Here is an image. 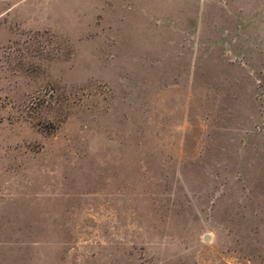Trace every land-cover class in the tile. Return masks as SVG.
I'll list each match as a JSON object with an SVG mask.
<instances>
[{"label": "rangeland", "instance_id": "obj_1", "mask_svg": "<svg viewBox=\"0 0 264 264\" xmlns=\"http://www.w3.org/2000/svg\"><path fill=\"white\" fill-rule=\"evenodd\" d=\"M0 264H264V0H0Z\"/></svg>", "mask_w": 264, "mask_h": 264}]
</instances>
